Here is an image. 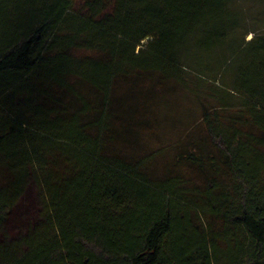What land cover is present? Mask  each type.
<instances>
[{"label": "trees", "instance_id": "trees-1", "mask_svg": "<svg viewBox=\"0 0 264 264\" xmlns=\"http://www.w3.org/2000/svg\"><path fill=\"white\" fill-rule=\"evenodd\" d=\"M76 1L0 0V173L9 175L0 181V264H219L214 241L222 233L212 218L232 231L228 264H264V135L219 115L220 105L238 99L262 128L255 114H264V0H81L77 8ZM74 46L98 55L76 59ZM70 74L88 85L71 86L77 107L58 115L69 131H35L55 113L33 102L43 92L37 83L65 85ZM146 74L192 92L208 82L220 103L201 110L208 143L176 153L177 164L195 166L204 179L202 202L187 196L181 177H150V155L131 161L104 150L112 118L122 115L120 102L113 108L116 84L145 82ZM209 143L211 152L195 153ZM28 177L45 221L17 236L16 203ZM183 225L201 238L179 248ZM4 231L21 249L8 248Z\"/></svg>", "mask_w": 264, "mask_h": 264}, {"label": "rangeland", "instance_id": "rangeland-1", "mask_svg": "<svg viewBox=\"0 0 264 264\" xmlns=\"http://www.w3.org/2000/svg\"><path fill=\"white\" fill-rule=\"evenodd\" d=\"M81 5V0L75 2L76 8ZM251 35L252 34H248L246 39L250 38ZM4 40L5 37L0 34V43ZM145 42V40H142L141 43L144 44ZM68 52L76 59H86L89 58V55H98L95 51L79 46L72 47ZM53 53L54 50L49 51V54L52 55ZM144 76L145 82L140 83L139 80L129 81L122 79L116 84L117 90H115V92H117L118 95L121 94V99L119 98L114 101L113 108H115V110L118 109L119 106L116 102H120L122 115L118 114L116 116L117 118H112L111 125H113V128L109 127L108 137L106 136L109 138L112 135V140L111 142L108 140L106 141L107 145L104 150L110 153L125 155V158L131 161L150 155L151 158L146 165V171L150 174V177H165L169 172L170 175L181 177L180 181L183 186L186 187L187 196L192 199L199 198L200 200L198 199L197 201L202 202L201 194L198 193L197 188L203 189L205 187L204 179L196 172L195 166L183 162L177 164L176 153L179 151L180 147L185 149L189 142L195 144L196 142L201 143L202 141H206L205 143H208L209 138L208 140L204 139V137L207 136V129L204 121L201 119V110L217 107L220 103L211 96L208 90L210 86L208 82H197L198 85L196 84L193 86L194 92L197 91L195 94L192 92L193 89H185L182 85L176 83H170L168 88L167 85H165L166 82L163 81L160 82V84L163 85V87H161L159 84L153 83L149 74ZM77 79L76 75L70 74L69 77L67 76L65 78V83H67L65 85H59L49 80L42 82L39 80L40 83L37 84L42 88L43 92L35 93L33 102L41 106L44 105L48 109H54L55 113L50 114L49 118L53 119L46 121L41 118L44 122H38L36 126L40 128L38 130L34 129L35 131H52L50 130L52 127H59V131H69L71 123L68 121L67 123L69 124L66 122L64 123V120L60 116L65 117L71 115L72 111L77 107L78 100L73 94V91L70 90V87L72 86L74 89H77V86H79L84 90L88 85L86 82H78L79 80ZM140 87L145 88V92H142L143 94L140 93ZM19 101L20 100L16 101V105L18 106L20 103ZM234 102L236 104L228 108H224L220 105L219 115L221 120L227 124L229 120L235 119L236 125L241 128L243 133L250 132L256 136L264 135V114L261 112L255 114L256 118L262 119L260 120L262 128H260L251 123L252 118L249 110H247V106L240 104L241 101L238 99H235ZM25 103L29 105L27 101H25ZM26 104H24V106H26ZM133 105L134 107L131 108ZM37 109L39 116L44 117L43 115L46 113L45 109L43 107H37ZM125 109H129L130 113L127 114L124 112ZM24 112L26 113L27 110ZM129 115H131V118ZM27 117L29 116L27 115ZM66 124L67 126L65 129L64 125ZM204 146V150L198 151L195 149V153L205 155L212 151L209 149L210 143ZM187 148L192 149L194 147L189 146ZM215 154H218L217 150H215ZM6 174V172L0 173V181H5L6 178L8 179L9 175L6 177ZM25 182L24 191L16 203L18 207L20 205L23 206V208L16 213V217L19 220L16 218L14 220V223L17 221L20 222L17 226H14L15 229H18L16 231L17 236L19 234L25 235L28 232L26 229L29 228V223L31 221H34L35 225L45 221L43 206H41L43 201L42 199L39 200L38 195V193L41 194L39 188L37 187V191L35 188L36 183L32 181L31 177ZM192 214L194 215V211ZM11 216H13V214ZM211 223L214 231L222 233L217 242L213 240L218 263L228 264L236 246V243L234 245V242L232 243V241H229L231 240L232 231L227 227L223 229L220 220L212 218ZM32 225L33 224H31V226ZM10 228L9 226L8 230H10ZM176 228V247H189L191 244H196L197 239L201 238L199 234H194L195 229L193 227H184L183 225L177 226ZM12 234L13 233H10V236ZM3 235L6 236V239L8 238L11 240L10 243H12V245L8 246L9 249L16 250L20 247V241H15L17 239L15 234L11 237H7L4 231ZM222 235H226V238H223ZM181 252L182 250H177V253ZM212 264H214L213 261Z\"/></svg>", "mask_w": 264, "mask_h": 264}]
</instances>
